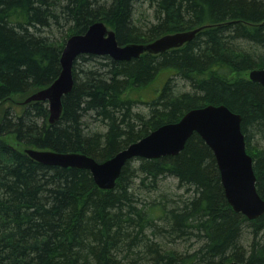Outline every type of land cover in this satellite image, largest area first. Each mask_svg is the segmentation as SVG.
Returning a JSON list of instances; mask_svg holds the SVG:
<instances>
[{"label":"trees","instance_id":"trees-1","mask_svg":"<svg viewBox=\"0 0 264 264\" xmlns=\"http://www.w3.org/2000/svg\"><path fill=\"white\" fill-rule=\"evenodd\" d=\"M96 21L123 45L202 28L158 54L79 55L54 124L48 101L10 102L49 86L66 39ZM257 67L264 0H0V264H264V214L249 219L228 202L214 151L197 133L177 155L128 161L113 189L88 169L26 151L104 161L193 108L225 104L243 117L264 199V86L248 75ZM168 178L183 191L166 190Z\"/></svg>","mask_w":264,"mask_h":264},{"label":"water","instance_id":"water-1","mask_svg":"<svg viewBox=\"0 0 264 264\" xmlns=\"http://www.w3.org/2000/svg\"><path fill=\"white\" fill-rule=\"evenodd\" d=\"M201 28L165 34L150 42L123 45L118 42L115 30L104 21H96L84 33L72 34L67 38L61 54L59 76L49 86L30 95L25 102L48 101L49 121L54 124L63 113V97L74 87V65L79 55H109L117 60H130L145 52L162 53L192 40ZM249 75L251 80L264 86V68L254 69ZM242 121V115L225 104H208L187 111L177 122L165 123L104 161L76 151L35 148L26 151L46 165L88 169L100 188L113 189L128 161L138 157L177 155L185 148L188 139L197 133L214 151L228 202L237 212L254 219L264 214V199L257 189L254 159L247 151ZM225 264L247 263L233 260Z\"/></svg>","mask_w":264,"mask_h":264},{"label":"rangeland","instance_id":"rangeland-1","mask_svg":"<svg viewBox=\"0 0 264 264\" xmlns=\"http://www.w3.org/2000/svg\"><path fill=\"white\" fill-rule=\"evenodd\" d=\"M63 34H64L63 32H61L59 30H55V32L53 33V36L59 38ZM248 75H249V73H248ZM164 77L165 76H162V77L160 76L155 84L158 83V85H159V84L163 83V81L165 79ZM144 95L147 96V97H150L151 92L145 93ZM134 96L137 97V96H139V94L135 93ZM150 98H153V97H150ZM24 99H25V97L23 95L15 94L13 97H11L10 102H13V103L23 102ZM146 99H149V98H146ZM136 109L137 110H145L146 111L147 107H146L145 104H138L136 106ZM98 126H99V128H101V125H99V124L96 125V124L93 123L92 128H96ZM254 149H255V147H254ZM254 149H252V151H254ZM163 186L165 187L166 190H169V191H172V192H179L180 193V192L183 191V189L179 187L178 180L175 179V178H168L167 180L164 181Z\"/></svg>","mask_w":264,"mask_h":264},{"label":"bare ground","instance_id":"bare-ground-1","mask_svg":"<svg viewBox=\"0 0 264 264\" xmlns=\"http://www.w3.org/2000/svg\"><path fill=\"white\" fill-rule=\"evenodd\" d=\"M198 28H199V27H198ZM194 29H196V28H194ZM192 30H193V29H192ZM197 34H198V33H197ZM197 34H196V35H197ZM196 35H195V36H196ZM194 38H195V37H194ZM188 42H189V41H188ZM188 42H186V43H188ZM186 43H184L183 45H185ZM183 45H182V46H183ZM182 46H180V47H182ZM178 48H179V47H178ZM260 68H264V67H260ZM254 69H259V68L257 67V68H254ZM254 69H251V70L249 71V74H250V72H251L252 70H254Z\"/></svg>","mask_w":264,"mask_h":264}]
</instances>
